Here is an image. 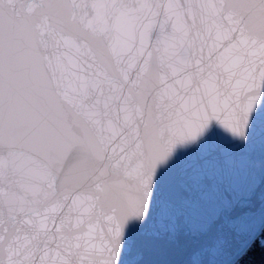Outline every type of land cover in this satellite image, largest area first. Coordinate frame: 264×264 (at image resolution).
<instances>
[{
  "label": "snow or ice",
  "instance_id": "6c2138e0",
  "mask_svg": "<svg viewBox=\"0 0 264 264\" xmlns=\"http://www.w3.org/2000/svg\"><path fill=\"white\" fill-rule=\"evenodd\" d=\"M262 97L264 0H0V264H124L178 174L264 142Z\"/></svg>",
  "mask_w": 264,
  "mask_h": 264
},
{
  "label": "water",
  "instance_id": "95a60500",
  "mask_svg": "<svg viewBox=\"0 0 264 264\" xmlns=\"http://www.w3.org/2000/svg\"><path fill=\"white\" fill-rule=\"evenodd\" d=\"M199 163L187 167L173 181L175 186L183 184L187 189L188 200L178 198L172 190L162 191L159 205L140 229H133L136 242L126 252L124 264H235L243 255L238 254L242 236L234 228L244 227L241 218L247 213H254L258 225L256 238L260 235L264 229L259 227L264 197V142L257 138L242 147L213 148L208 165L216 171H206L200 178V187L192 188L191 168ZM209 185L215 188L212 195L204 192ZM232 187L241 191L252 189L255 193L228 208L223 201L226 196L235 195L231 193ZM173 224L174 239L170 231Z\"/></svg>",
  "mask_w": 264,
  "mask_h": 264
},
{
  "label": "trees",
  "instance_id": "16d2710c",
  "mask_svg": "<svg viewBox=\"0 0 264 264\" xmlns=\"http://www.w3.org/2000/svg\"><path fill=\"white\" fill-rule=\"evenodd\" d=\"M262 239H264V229L256 238V242L235 264H261L262 257H264V250L260 246Z\"/></svg>",
  "mask_w": 264,
  "mask_h": 264
}]
</instances>
